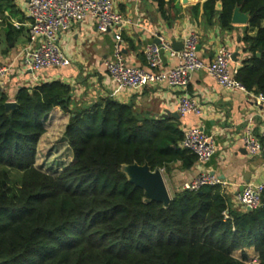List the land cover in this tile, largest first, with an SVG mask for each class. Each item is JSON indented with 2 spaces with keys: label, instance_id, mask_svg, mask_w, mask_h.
<instances>
[{
  "label": "trees",
  "instance_id": "16d2710c",
  "mask_svg": "<svg viewBox=\"0 0 264 264\" xmlns=\"http://www.w3.org/2000/svg\"><path fill=\"white\" fill-rule=\"evenodd\" d=\"M153 1L166 17L174 0ZM236 6L257 29L244 36L248 56L236 78L264 96V0H205L203 21L232 29ZM16 11L14 0H0L7 40L21 31L10 20ZM191 11L196 17L199 5ZM7 100L1 93L0 264H248L246 254L236 258L233 251L250 245L264 264V187L251 210L233 208L220 185L176 188L165 206L147 200L121 170L132 163L165 172L176 162L191 168L196 155L181 147L178 123L142 117L110 97L78 105L57 80L19 88L13 110ZM56 106L69 114L64 137L73 161L49 174L35 166V150Z\"/></svg>",
  "mask_w": 264,
  "mask_h": 264
},
{
  "label": "crops",
  "instance_id": "0c3cea01",
  "mask_svg": "<svg viewBox=\"0 0 264 264\" xmlns=\"http://www.w3.org/2000/svg\"><path fill=\"white\" fill-rule=\"evenodd\" d=\"M204 2L174 0L166 5L167 15L164 17L153 0H115V8L132 21L121 30L127 64L146 67L143 48L147 43L158 41L157 35L170 40L176 48L182 47L184 38L191 30H197L199 55L206 63L212 60L219 45L226 44L232 55L237 52L232 66L239 68L248 56L244 50V36L255 35L257 29L249 27V21L243 24L231 22L233 27L229 30L222 28L218 22L205 24L202 16ZM14 3L17 11L10 16V20L21 31L12 40H7L0 27V64H13L12 71L0 82V94L4 93L8 100L15 101L21 87H34L57 80L70 86L73 100L78 105L110 97L130 104L142 117L163 118L178 123L183 132L189 127L201 126L213 136L216 151L204 165L196 161L191 168H184L180 162H176L168 172L161 169L170 195L183 182L208 170L226 182L221 188L230 205L243 208L237 194L248 183L264 184V155L249 154L242 141L247 128L255 136L259 135L261 129L264 101L258 99L257 93L251 90H226L205 69L195 71L185 88L165 84H148L140 89L123 88L113 82L104 65V60L112 56L117 29L101 33L93 17L75 21L69 30L60 34L59 44L71 61L69 65L31 73L20 64V53L28 41L30 23L26 15L27 0H14ZM196 4L199 5V14L194 17L191 7ZM164 61L165 67L174 64L168 55H165ZM182 95L195 99L200 113L181 116L177 112V105ZM55 118L63 122L67 120L66 126L69 114L58 106L54 107L44 122L45 129L47 123ZM243 253L248 258V264H259L253 245L233 251V256L240 258Z\"/></svg>",
  "mask_w": 264,
  "mask_h": 264
},
{
  "label": "built area",
  "instance_id": "2783aa9c",
  "mask_svg": "<svg viewBox=\"0 0 264 264\" xmlns=\"http://www.w3.org/2000/svg\"><path fill=\"white\" fill-rule=\"evenodd\" d=\"M26 15L30 21L28 41L21 50L20 64L31 73L69 65L71 61L59 44V36L75 21L93 17L99 32L117 29L112 56L104 60V65L113 82L123 88L140 89L148 84L185 88L195 71L205 69L226 90L250 91L236 78L238 67L232 66V52L228 45H219L208 63L200 57L197 30L187 34L180 49L174 48L172 42L162 35H157L158 42L147 43L143 48L146 67L127 64L121 30L132 21L115 8V0H27ZM165 55L174 60L173 65L164 66ZM12 69V63L0 64V82ZM257 97L264 101L262 94H257ZM177 112L181 116L198 114L200 107L195 99L182 95L178 99ZM242 141L249 154L264 155V119L259 135L255 136L247 128ZM180 145L195 154L197 163L201 165L207 163L216 151L213 136L201 126L187 128ZM225 184L215 173L203 170L183 182L181 187L198 191L205 185ZM263 187L264 184L248 183L237 194L239 204L245 209L257 208Z\"/></svg>",
  "mask_w": 264,
  "mask_h": 264
},
{
  "label": "rangeland",
  "instance_id": "374dc122",
  "mask_svg": "<svg viewBox=\"0 0 264 264\" xmlns=\"http://www.w3.org/2000/svg\"><path fill=\"white\" fill-rule=\"evenodd\" d=\"M67 120L52 119L46 126V133L39 139L35 150V166L40 170L57 174L73 161V152L64 138L65 123ZM12 180L20 179V172L9 169Z\"/></svg>",
  "mask_w": 264,
  "mask_h": 264
},
{
  "label": "water",
  "instance_id": "95a60500",
  "mask_svg": "<svg viewBox=\"0 0 264 264\" xmlns=\"http://www.w3.org/2000/svg\"><path fill=\"white\" fill-rule=\"evenodd\" d=\"M183 1L186 2L187 0ZM216 8L218 10L221 9L220 1L216 3ZM249 16V12H243L239 6H236L231 16V22L234 24L247 23L249 21ZM176 48L179 49L181 47ZM236 54L237 52L232 55L233 60L236 59ZM258 55H260V53H258ZM5 107L7 111L13 110L17 107V102L8 100L5 102ZM121 170L126 174L130 182L144 190L147 200H156L162 202L165 206L168 205L171 195L166 187L161 169L152 170L147 163H132L123 165ZM247 210H251V208L247 207Z\"/></svg>",
  "mask_w": 264,
  "mask_h": 264
}]
</instances>
